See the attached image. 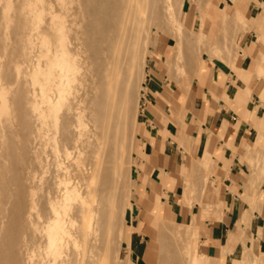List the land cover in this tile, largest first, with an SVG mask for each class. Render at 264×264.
Segmentation results:
<instances>
[{"label": "bare ground", "instance_id": "6f19581e", "mask_svg": "<svg viewBox=\"0 0 264 264\" xmlns=\"http://www.w3.org/2000/svg\"><path fill=\"white\" fill-rule=\"evenodd\" d=\"M74 1L0 3L10 29L0 35V264L122 261L120 221L133 205V104L146 77L150 27L179 33L183 0H84L72 11ZM229 13L222 10L221 22ZM197 47L193 73L203 59ZM255 76L249 89L258 93L262 76Z\"/></svg>", "mask_w": 264, "mask_h": 264}, {"label": "rangeland", "instance_id": "374dc122", "mask_svg": "<svg viewBox=\"0 0 264 264\" xmlns=\"http://www.w3.org/2000/svg\"><path fill=\"white\" fill-rule=\"evenodd\" d=\"M2 1L4 2V0H0V3H3ZM82 2H84V0H76L72 2L69 7L72 11H74V9L80 10L82 8ZM3 4H0V26L3 24V26L0 27V31L3 27L4 28L0 32V35L1 33L9 34L10 31V29L4 25L5 19H3V15H1V5ZM181 5L178 14L179 17L177 16L178 21L181 23L179 33H175V28L169 27L170 25L163 26V31L160 30L161 28L156 29L154 26L150 27L151 43L149 44V51L145 61L146 77L144 78L143 84H141L140 81L137 94L139 98H137V102L134 101L133 104L134 106L136 105V124L135 136L131 146L132 150L129 152V155H131L129 156V160L131 158L129 162L131 165V179L128 180V183H131L129 198L133 205L126 208L125 214L120 221V224L123 223L122 227L125 233L121 239L120 246L118 247L119 250L117 252V257L123 261L119 262V264H125L126 261L127 264H188L187 256L191 259V264H214L215 262L214 258L212 259L211 255L205 254L199 246V238L201 234L200 223L203 219L213 220L220 218L223 205L220 186H223V181L218 174V163L212 161L207 153H205V159L198 160L195 147L193 143L191 144V138L187 137L186 134L188 132V129L186 128L187 125H183L182 123V119H185V117L180 119V125L185 135L182 133L183 136H180L178 144L183 147L182 150L183 153H186V156L182 154V163H178L176 166V169L180 172L177 171L175 174L172 171L170 174L167 173L165 175L171 182L170 187L172 186V183H174L179 190L182 191L181 195L176 196V200L181 202L182 205L189 207L192 212H195L198 207V215L194 216L189 224L178 223L165 215L164 213L169 212L170 208L167 205L170 198L169 195L160 190L155 191L152 194L149 193L147 189L148 176L140 171V168H142L141 160L144 157V144L141 139L144 126L140 124V121L143 118L144 108L147 102V85L149 83V78L151 79L153 76L160 78L162 88L170 93H174L175 87H180L183 91H187L188 89L184 87L183 81L186 80V83H192L194 78L199 76L205 67V61L204 59H201L196 72L193 73L192 71L191 64H193V58L195 56L193 49L194 52H196L195 48L197 46L196 50L200 49L201 54L203 53L201 58L204 57L211 62H216L221 69H224L225 71H233L236 75L241 67H246L247 55L249 54L250 49L256 51V57L253 59V62L264 67V15H260L264 12V0H183ZM236 8L239 10L242 9L239 11V13H241L240 15H237L238 9ZM222 10H230L228 19H225L226 22L225 20H222L221 22ZM234 10L237 12H234ZM232 12L234 15L231 14ZM230 15H232V17L236 15V18L239 16L237 20H239V18L240 20L243 19L241 22L239 20V24L243 23L245 26L238 25V22H236L237 20L231 18ZM167 31H170V33L173 31L176 35L171 36ZM176 39L179 40L177 41ZM237 40L239 42H237ZM190 43L192 45L194 43L192 46L193 48ZM178 46H180L182 51L180 50V52L177 53ZM174 51L176 52V55ZM241 54H244L245 56ZM2 60H4V58L0 54V61ZM178 67L184 68L185 74L184 71H180ZM254 67L248 69L252 70ZM262 67L259 68L258 73L262 74V81H264V69H262ZM252 78H254L252 83L254 85L259 77L253 76ZM143 88L144 90H142ZM247 89L248 92L251 91L249 88ZM244 97H246V94H244ZM165 103H167V101H165ZM170 111L172 112V107ZM262 129H264V123H260L258 132L261 133H258L259 135L256 139L251 141V144L245 143V146L243 145L239 150H233L234 155H236L238 159L235 168L240 173L244 174V178L239 179L231 174H229L228 177H231L238 182L242 191L247 187L250 189L252 188L250 190V195L252 197L241 194L238 195L241 197L242 201L248 203L251 211H258L261 216H264V214H262L264 213V203L261 202L259 197L252 199L254 198L253 196H257L261 190L264 191V159H262L264 158L262 157L264 156V135H262ZM254 149L255 152L253 151ZM249 153L252 154L250 155ZM162 158L163 154L161 151L158 156H152L150 164L148 165L149 168L151 165L155 167L156 162L161 161ZM132 165L135 166V168L132 167ZM194 167L197 169H194ZM160 175H164V172L160 171ZM170 187H168V189H170ZM183 189L186 190V193L183 192ZM187 190H189V192ZM157 194L160 195L162 202L161 212L163 213L160 217L153 214L154 208L157 210V205L159 204V196ZM185 199L189 201L186 202ZM187 203L190 205L188 206ZM134 214H136L135 220ZM142 227H144L143 230ZM178 229L180 233H185L184 238H181L176 234ZM184 230L186 232H184ZM238 230L243 234V237H246L250 233V225L248 221H243V226H238ZM133 234L137 235L140 239V241L136 243L135 248L134 246L132 248L131 245ZM258 235L260 238V231L258 232ZM175 237L178 238L175 239ZM252 243H258V241H253L252 238ZM183 246L189 248V250H187L188 255L184 252L185 248H183ZM138 249L143 251V255L142 253H138ZM236 262L238 264H264V252H261L259 249L254 250L252 247H243L242 257L240 260H236Z\"/></svg>", "mask_w": 264, "mask_h": 264}, {"label": "crops", "instance_id": "0c3cea01", "mask_svg": "<svg viewBox=\"0 0 264 264\" xmlns=\"http://www.w3.org/2000/svg\"><path fill=\"white\" fill-rule=\"evenodd\" d=\"M255 57L256 51L250 49L246 67L241 68L237 75L233 71L221 69L216 62L203 57L205 67L190 83L187 91L175 87L174 93H170L162 88V82L157 76L149 78L147 85V102L140 121L144 126L141 137L144 157L140 171L148 176L149 193L160 190L169 195V212L164 214L178 223L189 224L199 213L198 207L192 212L189 207L176 200V196L181 195L182 191L174 183L170 187L171 182L165 175L172 171L176 174L179 171L176 166L182 163V154L186 156L183 147L178 144L180 134L184 132L180 125L181 116L185 117L187 122V137H191L198 160L205 159L207 153L212 161L218 163V174L223 181V186H220L222 213L220 220H202L199 238L201 250L214 258V264H238L236 260L241 259L243 247H252L264 252V216L258 211H251L248 203L242 201L238 195L251 196L252 188L247 187L242 191L239 183L228 177L231 174L239 179L244 178V174L235 168L238 159L233 150H239L245 143L256 139L258 133H261L258 132V127L260 123H264V81L257 93L260 97L247 89L253 87V76H262L258 73L262 66L253 62ZM253 67V71L248 69ZM186 84L184 80V87ZM160 151L163 154L162 160L156 162L155 167L151 165L149 168L151 157L158 156ZM160 171H163L164 175H160ZM253 197L252 199L259 197L264 203V191L261 190ZM161 203L160 201L157 205V210L153 207V214L158 217L163 213ZM135 218L136 214L134 220ZM243 221H248L250 225V233L246 237L238 230V226H243ZM252 238L258 243H252ZM139 241V237L133 234L132 248H135ZM138 247L140 248L139 245ZM138 253L143 255L140 249Z\"/></svg>", "mask_w": 264, "mask_h": 264}]
</instances>
